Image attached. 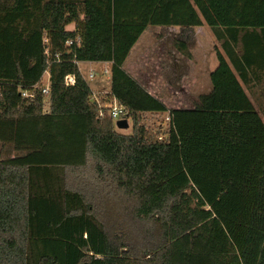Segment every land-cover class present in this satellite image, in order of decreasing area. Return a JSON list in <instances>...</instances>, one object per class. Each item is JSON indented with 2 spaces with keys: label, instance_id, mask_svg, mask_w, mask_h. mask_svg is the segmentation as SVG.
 <instances>
[{
  "label": "trees",
  "instance_id": "obj_1",
  "mask_svg": "<svg viewBox=\"0 0 264 264\" xmlns=\"http://www.w3.org/2000/svg\"><path fill=\"white\" fill-rule=\"evenodd\" d=\"M205 24L219 64L194 108L169 109L123 68L149 26ZM80 61L112 62L100 102ZM262 84L264 0H0V264H264V138L248 93ZM115 100L132 134L100 116ZM201 174L218 181L210 200Z\"/></svg>",
  "mask_w": 264,
  "mask_h": 264
},
{
  "label": "rangeland",
  "instance_id": "obj_2",
  "mask_svg": "<svg viewBox=\"0 0 264 264\" xmlns=\"http://www.w3.org/2000/svg\"><path fill=\"white\" fill-rule=\"evenodd\" d=\"M184 29L183 31L181 29ZM179 28L175 32L170 30V28L165 26H149L147 30L144 32V34L141 37L140 41V48L145 51V55L143 60L151 59L152 54L148 53V42L150 39H152L157 32L160 33V36L156 37L158 41L159 46H164V44L168 45V47H172V40L174 38L173 34L178 33L179 31H182L181 34L182 41L188 42L190 44L189 50L192 54V59L196 60V63L199 65L202 64V66H206L207 70L201 79V82L203 84V87L205 88V85L207 84L208 78H207V72L211 69V67L214 64V61L218 62L215 45L217 44V40L214 38L212 31L208 25H203L201 28L195 29L193 27H182ZM168 32L172 33L169 34ZM168 33V34H167ZM198 34V40L195 38V34ZM178 39V38H177ZM177 41V40H176ZM175 41V46H176ZM220 47V46H219ZM82 72L84 73V78L90 85V87L95 91L94 93L99 97V100L106 95L104 92L107 91L109 88V82H107V77L109 75L105 74L103 72V69L105 67V64L103 63H96L92 66H89L88 64H82L80 65ZM90 67H94L96 71V78L90 79L88 76V71ZM46 80V78L44 77ZM172 83L176 85L177 78L171 79ZM187 83L190 84L191 79H186ZM148 91H152L156 95H158L160 98L164 99L165 101L170 102L171 107H179V106H192L194 103H196V99L200 94L206 93L209 89H147ZM101 91V92H96ZM250 97L252 98L257 110H258V117L261 122V129L259 132V135L261 138H264V84L260 85L257 89H255V92L248 91ZM198 97V98H199ZM167 113H147L144 118V122L152 127L154 130H161L160 123H164L163 130L167 129L168 122L166 121ZM248 117V116H247ZM247 117L244 119L246 124H249L248 122H251L250 119L247 121ZM121 120H124L122 117L115 119L116 129L123 133V134H132L133 133V121L131 118H126L127 126L125 128H121L118 126L119 122ZM249 126V125H248ZM8 156H15L17 155L16 152L13 149H9L7 152ZM264 153V149L263 152ZM261 168V167H260ZM262 169V168H261ZM195 180L198 181L197 185L201 187L207 198L210 200L212 197L213 192L215 189H217L218 181L213 175L210 174H201V175H194L192 181L195 182Z\"/></svg>",
  "mask_w": 264,
  "mask_h": 264
},
{
  "label": "crops",
  "instance_id": "obj_3",
  "mask_svg": "<svg viewBox=\"0 0 264 264\" xmlns=\"http://www.w3.org/2000/svg\"><path fill=\"white\" fill-rule=\"evenodd\" d=\"M170 28L171 32L176 31L179 28L181 29V26H165ZM202 26H194L193 28L198 29ZM75 28L74 24H71L68 26L69 30H73ZM184 30L183 28L181 29ZM182 31H179L178 33H174L173 40H172V47H168V45L164 44V46H159L157 43L156 37L160 36V33L157 32L155 36L149 40L148 42V53H151V59L143 60L144 53L140 48V41L141 37L137 41V43L132 48L130 54L128 55L127 59L124 62L123 68L135 79H137L146 89H209L207 92H209L212 89V83L210 74L212 71H214L219 61H214L213 66L207 72V84L205 85V88L203 87V84L201 82V79L204 75V70L206 69V66H202V64L199 63V65L196 63V60H193L192 57H188L185 54H183L176 46L175 41L181 40V34ZM172 35V33L168 32ZM167 33V34H168ZM195 38L198 40V34L196 33ZM178 38V39H177ZM188 46L190 47V44L187 42ZM88 64L89 66H92L96 63H103L104 62H92V61H80L79 62V69L82 74V69L80 65L82 64ZM207 70H205L206 72ZM108 75V74H107ZM84 76V75H83ZM173 78H177V82L175 86L172 83ZM190 78L191 82L190 84L187 83L186 79ZM107 82H109V88L104 93H107L110 90L111 87V76L109 75L107 77ZM93 90V89H92ZM93 92H95L93 90ZM101 92V91H96ZM152 95H154L156 98L160 99L164 104L167 105L169 109L173 108H185L190 109L194 108L195 105L200 101V97H197L196 103L194 105L186 107V106H179V107H171L170 102L165 101L164 99L160 98L158 95L153 93L152 91H149ZM206 92V93H207ZM95 94V93H94ZM203 94V93H202ZM200 94V95H202ZM95 97L99 99L98 94H95ZM169 114L167 113V116ZM166 116V117H167ZM125 119L121 120L118 124L119 127L125 128L126 127Z\"/></svg>",
  "mask_w": 264,
  "mask_h": 264
},
{
  "label": "built area",
  "instance_id": "obj_4",
  "mask_svg": "<svg viewBox=\"0 0 264 264\" xmlns=\"http://www.w3.org/2000/svg\"><path fill=\"white\" fill-rule=\"evenodd\" d=\"M45 43L48 44L47 48H46V51L45 53L47 55L50 54V46H49V39L48 38H45L44 39ZM80 43L81 42V38L80 37H77L76 40H68L66 42L67 45H72L73 43ZM57 56L59 57V54H57ZM78 63V66H79V62ZM105 64V67L103 69V72L105 74H108L111 76V66H112V62L111 61H105L104 62ZM88 76L90 79H95L96 78V71H95V68L94 67H90L89 71H88ZM44 77L46 78V80L44 79ZM65 82L66 84L68 85H75L76 83V76L74 74H70V75H67L65 77ZM38 86L41 88L43 94H44V111L45 112H48L49 109H50V99H51V91H50V71L49 69L45 72L41 82L38 84ZM21 94L22 96L24 97H33L34 96V91H29V90H21ZM93 98L97 101L100 102L99 99H97L95 97V94L93 96ZM101 106L103 107L102 110H100V116H104L105 115V109H107L108 111V115H110L114 120L117 119V118H120L122 117L123 119H126V115H127V110L125 107L121 106L120 104H118V102L115 100V101H111V102H107L105 104H101ZM171 118H170V115H168L166 117V121L168 122V125H167V128L169 127V122H170ZM163 126H164V123H160V128H161V131H164L163 130ZM164 135H161L159 137V139H164Z\"/></svg>",
  "mask_w": 264,
  "mask_h": 264
},
{
  "label": "water",
  "instance_id": "obj_5",
  "mask_svg": "<svg viewBox=\"0 0 264 264\" xmlns=\"http://www.w3.org/2000/svg\"><path fill=\"white\" fill-rule=\"evenodd\" d=\"M126 121V120H125ZM126 126H127V122H126Z\"/></svg>",
  "mask_w": 264,
  "mask_h": 264
}]
</instances>
